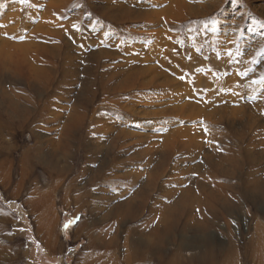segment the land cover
Masks as SVG:
<instances>
[{
	"label": "bare ground",
	"instance_id": "bare-ground-1",
	"mask_svg": "<svg viewBox=\"0 0 264 264\" xmlns=\"http://www.w3.org/2000/svg\"><path fill=\"white\" fill-rule=\"evenodd\" d=\"M227 1L0 0V126L2 118L21 127L30 120L37 144L22 161H36L56 176L66 175L75 152L85 149L83 193L95 188L106 208L130 194L102 219L123 237L124 264H189L183 253L195 247L201 252L191 259L198 264H264L258 220L243 246L230 240L216 250L206 235L167 253L184 214L190 220L199 211L198 233L213 224H201L200 215L217 218L219 210L225 219L244 203L264 205V169L252 176L249 164L235 175L241 165L230 157V144L241 148L246 139L248 158L249 145L264 148V138L253 133L264 130L258 79L264 67L252 68L264 52V0H245L253 18L244 32V20L231 18ZM37 115L40 125L31 121ZM187 162L195 165L183 169ZM212 174L239 182L225 188ZM98 234L99 245H88L98 254L84 264H119L113 254L119 242Z\"/></svg>",
	"mask_w": 264,
	"mask_h": 264
},
{
	"label": "rangeland",
	"instance_id": "rangeland-1",
	"mask_svg": "<svg viewBox=\"0 0 264 264\" xmlns=\"http://www.w3.org/2000/svg\"><path fill=\"white\" fill-rule=\"evenodd\" d=\"M225 4L224 7H226L228 13L232 14L231 18H242L244 21L246 20L245 22L243 21L244 25L241 24V29L244 32L249 19L253 18L247 8V2L245 0H228ZM85 14L89 15V12L87 11ZM261 66L264 67V52L263 54L262 52L258 53L252 62L253 69L260 70ZM230 67L228 71H230ZM209 69L212 73L219 74V71L214 70L211 66ZM243 70L242 67L238 68L239 73H242ZM260 74L261 76L258 79L264 80V69L260 70ZM248 82L250 83L251 80H248ZM19 103L32 110L33 107H36L35 104L29 103L24 99H20ZM260 115V119L264 125V111ZM40 118L37 115L31 121L35 123L37 120L35 125H40L38 123ZM2 121L4 127L2 128L0 126V264H84L86 257L88 259L90 255L92 256L93 254L96 257L98 254L97 250L88 247L89 242L93 244L99 243L100 235L98 231L104 232L105 235L107 234L106 239H109V242H119V246L113 251V254L119 264H124L125 249L123 247V237L121 234H117L116 226L114 229H108L107 225L109 223L102 222L105 221L102 219H105L104 216L107 215L110 206L115 202L124 201L130 194L128 192L123 194L116 201H113L111 205L109 203V207L106 208L97 201L99 199H97L98 194L95 188L91 189L92 193H83V190H87L84 188L87 187L86 177L80 174L85 164V157H83L85 155V149L83 148L75 152L71 170L63 176L50 174L49 169L48 171L42 165H37L35 163L36 161H32L33 163L30 162L31 164H25L22 161V154L31 151L37 144L33 138L34 128L29 127L30 120L27 123L28 126L26 125L27 127H21L16 123L9 124L4 118H2ZM47 126L49 125H45V127ZM255 131H253L254 135H256L254 137L260 135L264 138L263 129L261 131L260 129L257 132ZM247 145V139L241 148L230 144L233 148V150H230L231 161H236V158L240 162L238 164L241 165V169H235V175L247 171V165L250 164V169L254 172L252 176L261 177L263 171L260 172V170L264 169V158L262 157L264 148L259 144L249 145L250 148H246L247 150L250 149L248 151L250 158H248L245 151ZM255 152L259 154L255 155ZM184 158L185 156L177 155L175 159L182 160ZM198 161H200V158H198ZM58 165L60 168H65L67 163L65 160H61ZM194 165V162H187L180 166L183 169H187ZM136 166H133L134 170L145 172V169L135 168ZM226 169L230 168L226 166ZM77 176L80 177L78 181L75 179ZM146 177L147 175L143 174L140 182ZM211 180L222 187H229L239 182L237 179L229 178L226 180L225 177L221 176L216 178L211 177ZM215 180L219 181L215 182ZM170 184H178L179 186L176 187L178 191L185 189L179 183L171 181ZM136 188L138 186L133 187V190ZM74 189L80 192L74 194ZM42 191H47V196H41ZM65 191L68 192L67 195H65ZM179 192L176 193V199L179 198ZM227 195H231V192L227 193ZM74 196H77L78 199L75 200ZM199 196L198 194L195 195L196 198H199ZM156 201H158L155 202V205H157L156 208H160L159 198ZM263 206L261 204L260 208H258L254 207L251 203H244V210L237 211L230 217L227 216V213H224L226 215V222L219 215L221 212L219 210L217 211V218L209 213L205 214V216L200 215L202 220L199 221L201 224L204 225L206 219L210 223L213 222V224L211 223L209 228L204 227L198 233L194 229H196L195 218H200L199 211L197 209L192 211L193 217L190 220H187V214H184V218H181L180 224L176 231H174L170 244L167 246V253L172 252L174 246L180 242L191 244V242L206 235L210 238V245L215 247L214 249L216 250H221L224 246L226 247L228 245L227 241L230 240L236 242L237 245L243 246L249 240V235L253 233L256 221L258 220L264 223ZM44 209L45 211H43ZM44 215L46 217L45 222H48L47 224L44 221L42 222ZM70 221L74 222L65 228V225L69 224ZM183 222L188 223L193 228H188ZM43 223L47 232H45L44 226H42ZM89 227L96 229L95 232L93 233V229ZM91 231L92 233H90ZM100 252L103 253L104 251L101 250ZM199 252H201L200 247H195L193 250L185 251L183 255H185L189 264H198L195 262L196 259L191 258L198 255Z\"/></svg>",
	"mask_w": 264,
	"mask_h": 264
},
{
	"label": "snow or ice",
	"instance_id": "snow-or-ice-1",
	"mask_svg": "<svg viewBox=\"0 0 264 264\" xmlns=\"http://www.w3.org/2000/svg\"><path fill=\"white\" fill-rule=\"evenodd\" d=\"M0 26H2V25H0ZM261 83H264V80H262ZM77 219H78V218H77ZM73 222H74V221H70L69 224H66V225H65V228H67V227H68L71 223H73Z\"/></svg>",
	"mask_w": 264,
	"mask_h": 264
}]
</instances>
